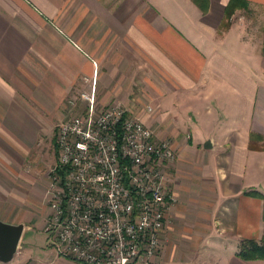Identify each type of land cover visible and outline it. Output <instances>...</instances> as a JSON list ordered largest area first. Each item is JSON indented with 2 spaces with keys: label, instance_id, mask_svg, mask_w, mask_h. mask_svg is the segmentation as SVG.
<instances>
[{
  "label": "crops",
  "instance_id": "0c3cea01",
  "mask_svg": "<svg viewBox=\"0 0 264 264\" xmlns=\"http://www.w3.org/2000/svg\"><path fill=\"white\" fill-rule=\"evenodd\" d=\"M229 1L0 0V220L24 224L5 264H83L44 233L35 151L92 85L98 108L120 102L176 151L160 250L132 264H264L237 254L264 233V202L245 194H264V0L227 20ZM32 229L45 242L24 251Z\"/></svg>",
  "mask_w": 264,
  "mask_h": 264
},
{
  "label": "built area",
  "instance_id": "2783aa9c",
  "mask_svg": "<svg viewBox=\"0 0 264 264\" xmlns=\"http://www.w3.org/2000/svg\"><path fill=\"white\" fill-rule=\"evenodd\" d=\"M94 95L92 85L56 128L44 233L56 254L83 264L145 262L174 202L166 170L176 151L120 102L98 108Z\"/></svg>",
  "mask_w": 264,
  "mask_h": 264
},
{
  "label": "rangeland",
  "instance_id": "374dc122",
  "mask_svg": "<svg viewBox=\"0 0 264 264\" xmlns=\"http://www.w3.org/2000/svg\"><path fill=\"white\" fill-rule=\"evenodd\" d=\"M72 99H68L69 101ZM83 106V102L78 104V108H82ZM65 112H63V115L61 116V118L59 119V121L54 122V123H50V127H52V134L50 135V138H44L41 140V144L42 147L37 149V151H35V154L37 155V157L34 155V157H36V162H38V166L40 168H42V173L44 172V174L38 178V180H40V182L38 183L39 185L45 186V188L48 185V181H49V173L52 170V168L55 165V160H56V155L54 152V137L56 135V128L58 126V124L63 121L64 119L67 118V115L64 114ZM46 125V123H45ZM52 137V138H51ZM41 152L39 155L38 153ZM39 171V170H38ZM37 171V172H38ZM38 173H36L37 175ZM46 191V190H44ZM44 204H46V199L44 201ZM45 235L40 233L38 230H29L26 231L25 235H24V239H23V247H24V251H28L30 250L31 246H34L36 244H44L45 242Z\"/></svg>",
  "mask_w": 264,
  "mask_h": 264
},
{
  "label": "trees",
  "instance_id": "16d2710c",
  "mask_svg": "<svg viewBox=\"0 0 264 264\" xmlns=\"http://www.w3.org/2000/svg\"><path fill=\"white\" fill-rule=\"evenodd\" d=\"M200 7L204 9L205 0H193ZM239 3H243L241 0H230L225 8L226 19L229 20L234 9ZM245 194L259 197L264 202V194L256 190L246 191ZM264 217V213H263ZM237 254L244 258H264V233L260 240L242 238L237 245Z\"/></svg>",
  "mask_w": 264,
  "mask_h": 264
},
{
  "label": "water",
  "instance_id": "95a60500",
  "mask_svg": "<svg viewBox=\"0 0 264 264\" xmlns=\"http://www.w3.org/2000/svg\"><path fill=\"white\" fill-rule=\"evenodd\" d=\"M24 229L23 223H9L0 220V262L13 260Z\"/></svg>",
  "mask_w": 264,
  "mask_h": 264
}]
</instances>
